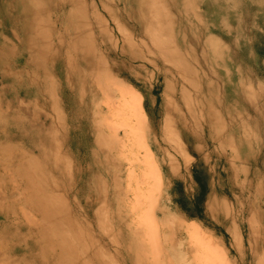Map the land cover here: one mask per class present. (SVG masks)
<instances>
[{"label":"rangeland","instance_id":"374dc122","mask_svg":"<svg viewBox=\"0 0 264 264\" xmlns=\"http://www.w3.org/2000/svg\"><path fill=\"white\" fill-rule=\"evenodd\" d=\"M153 1L170 26L156 40L129 16L127 2L0 0V264H175L167 250L171 246L186 254L185 264H201L203 258L219 264L220 253L230 264H264V0ZM93 13L107 19L106 28L97 25ZM46 46L54 60H47ZM59 49L68 61L66 70L90 63L100 78L101 69L112 75L93 83L96 75L85 70L81 90L73 92L64 86L73 79L59 72ZM86 82L98 93L95 101L106 110L110 133L112 119L117 125L125 116L123 94L131 87L144 99L154 126L150 137L162 151L164 132L179 134L174 114L186 107L217 112L213 138L200 132L201 119L188 118L186 130L199 152L157 155L161 176L150 186L141 166L129 164L132 156L126 150L115 159L120 181H112L88 162L83 151L91 140L88 126L74 121L86 115L81 101L86 100ZM96 83L104 86L102 91ZM105 86L117 89L108 91L112 98ZM227 97L233 122L219 109ZM132 165L136 169L129 177ZM119 185L115 207L108 208L107 199L116 197L113 190ZM150 202L158 212L157 229L139 225L138 215ZM129 230L135 231L132 239L125 235Z\"/></svg>","mask_w":264,"mask_h":264},{"label":"bare ground","instance_id":"6f19581e","mask_svg":"<svg viewBox=\"0 0 264 264\" xmlns=\"http://www.w3.org/2000/svg\"><path fill=\"white\" fill-rule=\"evenodd\" d=\"M117 4L118 3H128L129 4V9L131 12H129V16H131V18L136 22L138 23V26L141 27V29H143V32L146 34V36H148L149 38H152L153 40H156L158 35L160 36L161 33H162V30L164 29H169V25L165 24L166 22H162L163 21V18L157 14V10L155 9V7L153 6L154 4V1L153 0H116ZM95 3V2H94ZM104 3V2H103ZM103 3H99L97 4V6H101L104 11L107 12V14H110V11L106 9L105 5ZM190 4V3H189ZM93 5V3H92ZM75 6V5H74ZM77 6V5H76ZM79 6V5H78ZM172 7H176L175 4L172 2ZM188 4L186 3V6L184 5V7H187ZM85 7V6H84ZM76 8V7H74ZM92 8L94 9V7L92 6ZM81 9V8H80ZM86 9V8H85ZM78 10V8H77ZM76 10V11H77ZM84 10L83 7L81 9V11ZM93 11V10H92ZM87 11L85 10V14ZM97 12V11H96ZM191 13V12H190ZM92 14V13H91ZM90 14V15H91ZM94 14V13H93ZM106 14V15H107ZM172 14V13H171ZM79 16L81 15L78 14ZM96 15V16H95ZM187 15V14H185ZM103 16V15H102ZM101 15L98 16L97 14H94L93 18L95 17V20L97 21V25L101 26V28H106V25L103 26V24L105 23L106 24V20L105 18H103ZM172 16V15H171ZM188 16V15H187ZM84 17V16H83ZM160 17V18H159ZM88 18V17H87ZM103 18V19H102ZM172 18V17H171ZM104 20V21H103ZM80 22V21H79ZM87 22V21H86ZM191 22V21H190ZM171 23V22H170ZM82 22L79 24L81 25ZM91 24L93 23H87L86 25L90 26L91 27ZM95 24V23H94ZM117 25V24H116ZM194 25V24H193ZM77 26V25H76ZM93 26V25H92ZM190 26H191V23H190ZM82 27V26H81ZM120 27V26H119ZM199 27V26H198ZM244 27V26H243ZM64 28V27H63ZM78 28V26H77ZM80 28V27H79ZM84 28V27H83ZM89 28V27H88ZM117 28H118V25H117ZM116 28V29H117ZM120 28H118L119 30ZM250 30V29H249ZM121 31V29L119 30ZM123 31V29H122ZM77 32V31H76ZM125 32V31H124ZM123 32V33H124ZM91 33V32H90ZM121 33V32H120ZM193 33V32H192ZM79 34V33H78ZM77 34V35H78ZM85 34V33H84ZM92 34V33H91ZM80 35V34H79ZM124 35V34H123ZM128 34L126 33L125 36H127ZM73 37L75 36L72 35ZM83 36V35H82ZM82 36L80 35V39H82ZM86 36V34H85ZM122 36V35H121ZM194 36V35H193ZM77 37V36H76ZM74 37L76 40L77 38ZM99 37V36H98ZM85 38V37H84ZM125 38L124 37L123 41H125ZM198 38V37H197ZM102 38H100L101 40ZM126 39L127 42H130L129 41V37H127ZM91 40L90 42H93V39H89ZM120 41H122V38L119 39ZM143 39H141L140 41H142ZM173 40V39H172ZM184 39H182L183 41ZM199 40V38H198ZM160 41V40H158ZM74 42V41H73ZM77 42V41H75ZM78 42H80L78 40ZM89 42V43H90ZM99 42V41H98ZM126 42V41H125ZM144 42V40H143ZM165 42V41H164ZM94 43V42H93ZM172 42H170V45ZM180 44H183L181 42V40L179 41ZM91 44V43H90ZM98 45V44H97ZM89 46V45H88ZM87 46V48H88ZM95 45L92 44V49L95 50L94 48ZM100 46V44H99ZM164 47H169V45L167 43H164L163 45ZM185 46V45H184ZM183 46V47H184ZM187 46V45H186ZM103 47V46H102ZM78 48V47H77ZM81 47L78 48V51H82V48L80 49ZM100 48V47H99ZM163 48V47H162ZM90 48L86 49L87 51V54L91 52V50L89 51ZM186 49V48H185ZM46 50H47V46H46ZM184 50V49H183ZM190 50V49H189ZM192 50V48H191ZM60 51V54H59V57L58 59L56 60V62L58 63H61L60 65V74H65V78H70V79H73V81H71V85H69L68 83H64V86L67 87V89L69 90H72L73 92H79L81 89L78 87V83L79 82H82V78L80 76H82V74L85 76V73L86 72L85 70H87L88 72V75L91 74L90 76H92V73L94 74L95 72L93 71V68H92V65L90 63H85L86 66L85 68H81L77 65L76 69L75 70H66V63H68L66 57H65V54H64V51L62 49H59ZM93 51V50H92ZM150 50L147 51L148 54H150L149 52ZM162 51V50H161ZM178 51V50H177ZM48 52V50H47ZM94 52V51H93ZM179 52V51H178ZM182 52V51H180ZM49 55L47 57V60L48 59H51V60H54L55 59V55L54 57H51V53L48 52ZM82 53V52H81ZM175 53V52H174ZM185 53H187V51H185ZM101 54V53H100ZM154 54V52H153ZM159 54V53H158ZM163 54V53H162ZM182 54V53H181ZM103 55V53H102ZM102 55H100L102 57ZM147 55V54H146ZM161 55V54H160ZM166 55V54H165ZM180 55V54H179ZM177 55V56H179ZM187 55V54H186ZM104 56V55H103ZM164 56V55H163ZM163 56H160V57H163ZM176 56V57H177ZM183 56V54H182ZM188 57H190L189 55H187ZM84 57H87V55H85ZM148 57V56H147ZM151 57V56H150ZM149 57V58H150ZM156 57V56H155ZM175 57V56H174ZM99 57H97L98 59ZM104 58V57H103ZM152 58V57H151ZM158 58V56L156 57ZM183 58V57H182ZM187 58V57H186ZM153 59V58H152ZM150 60V62H153V60ZM161 59V58H160ZM165 59V58H163ZM179 59V58H178ZM100 60V59H99ZM102 60V59H101ZM100 60V61H101ZM105 60V59H103ZM162 60V59H161ZM172 60V59H170ZM169 60V61H170ZM188 60V59H187ZM96 64L98 63V60H96ZM173 61V60H172ZM178 61V60H177ZM180 61H182L180 59ZM185 60L183 59V63H181L183 66V68H186L185 65ZM102 62V61H101ZM179 62V61H178ZM189 62V61H188ZM180 63V62H179ZM109 64V63H108ZM107 64V65H108ZM140 64V63H139ZM150 64V63H149ZM152 64V63H151ZM153 64H155L153 62ZM175 64V63H174ZM190 64V62H189ZM95 65V64H94ZM100 65V63H99ZM104 65V64H102ZM137 65V64H136ZM142 65V64H141ZM144 65V64H143ZM142 65V66H143ZM177 65V64H176ZM192 65V64H191ZM190 65V66H191ZM138 66V65H137ZM146 66V65H144ZM153 66V65H152ZM181 65H179V68H180ZM131 67V66H129ZM128 67V68H129ZM155 67V66H154ZM193 67V65L191 66V68ZM51 67H49L50 69ZM97 69L99 67H96ZM101 68V67H100ZM99 68V69H100ZM127 68V70H128ZM145 68V67H144ZM188 68L190 69V67L188 66ZM98 69V70H99ZM103 69H105L103 67ZM182 69V68H181ZM188 69V72L191 70ZM193 69V68H192ZM51 70V69H50ZM96 70V72L98 71ZM107 70V69H105ZM109 70V69H108ZM134 70V69H133ZM178 70V69H177ZM62 71V72H61ZM99 71H102L103 73L105 72L104 74V79L107 81L108 80V76H110V74L108 75L107 72L109 71H103L102 69L99 70ZM132 71V70H131ZM152 71V70H151ZM192 72H194L193 70H191ZM129 72V71H128ZM135 72V71H134ZM132 71V75L134 73ZM180 72V71H179ZM187 72V73H188ZM98 73V72H97ZM94 74L96 75L95 77L96 78H93V83L94 82H97V79H100L99 81H101V77L100 78V75L98 74ZM102 73V74H103ZM107 73V74H106ZM186 73L185 70L181 73ZM137 74V72H136ZM191 74H195V73H191ZM190 74V75H191ZM87 75V73H86ZM93 75V77H94ZM112 75V74H111ZM152 75V74H151ZM197 75V72L196 74ZM46 76V73L42 72V77H45ZM99 76V78H98ZM106 76H107V79H106ZM179 76V75H178ZM185 76V75H184ZM187 76V75H186ZM185 76V77H186ZM83 77V76H82ZM86 77V76H85ZM134 77V76H133ZM195 77V76H194ZM87 78V77H86ZM139 78V77H138ZM189 78V77H187ZM193 78V77H192ZM200 78V77H199ZM96 80V81H95ZM105 80L102 81L107 83ZM110 83L111 82H114V79L113 81L112 80V77H110ZM117 80V79H115ZM187 80H190V79H187ZM216 80V79H215ZM98 81V83H99ZM193 81V80H192ZM213 81V80H212ZM101 83V82H100ZM99 83V85H100ZM109 83V82H108ZM109 83V84H110ZM118 83V81H117ZM121 83V82H120ZM119 83V84H120ZM252 83V82H250ZM123 84V83H122ZM81 85V84H80ZM97 83H96V87H97ZM98 85V86H99ZM102 85V84H101ZM105 85V84H104ZM108 85V84H106ZM113 85V84H112ZM118 85V84H117ZM110 86V87H109ZM115 86H116V83H115ZM131 86V85H130ZM99 90L102 91L103 88L101 86H99ZM119 87L121 88V86L118 85V87H116L117 89H119ZM124 87V86H123ZM199 87V86H198ZM217 87H218V84H217ZM106 86H105V89L103 90L104 93L106 91ZM108 88H111V84L108 85ZM107 88V94L111 93V92H108V91H112L115 89H110L108 90ZM97 89V88H95ZM117 89H115L117 91ZM122 89V88H121ZM128 89V88H127ZM218 89V88H217ZM119 91V90H118ZM125 90H123L122 94L124 93ZM128 93H124L123 96L127 97L126 100H124V103H126V107H125V113L123 115H125L121 121L117 124V125H114V122H113V119H112V124L110 123V129L108 128V130H112V132H108L106 129H107V126H106V110L105 108H103L102 106H100L95 100L97 97V92L96 90H94V88H92V86H90L88 84V82H86V86H85V92L87 95L86 96V100H83V98L81 99V101L85 102V104L83 106H86V115H84V118H79V116H82L81 115H78V117H75L74 121H77V120H82L84 121V123L88 126V129H89V132H90V137H91V140H90V143L87 144L86 146V149H84V155L88 158V162L90 164H94L95 167H96V171L100 174V175H104L105 173L108 174L109 177H111L112 181H115L117 180V178H119V181H120V177H121V169L120 167H118V164L115 163V159L118 158L117 156L121 157V156H124L126 155L125 154V151L127 150L131 156H132V160H128L129 164H132V163H136V165H140L141 166V172H142V179L143 177H145V181L144 182H147V184L149 183V185L151 186L152 183H158V181L160 180V176H161V170H162V165L158 164L157 161H156V156L157 155H160V154H163L165 155V152H171L175 157H177L178 153L182 154V150L181 149H186V150H193V151H196V152H199L198 151V148L197 146L191 141V136L187 133V130H186V121L187 119L189 118L191 121H197L199 122L198 119H201V124L202 127H198L200 129V132L202 133V135H206V137L208 138H213L212 137V131L216 129L217 127V124H216V121L218 120V117H217V112L214 111L212 108L211 109H207L204 108V107H201V109L198 110V108L195 107V110L191 111L190 107H186L187 111H182L180 109V113L178 114V112L176 114H174L176 117L173 119L174 120V123L176 125L177 128H179V134L176 132H173V131H169V132H164V136H163V140L166 142V147L163 149V151L159 148L158 146V141L156 138L154 139H151L150 137V131L151 129L154 128L153 125H150V122L148 121V116H147V113H146V109H145V105H144V99L142 98V95L134 90L133 88H129V90H127ZM126 91V92H127ZM115 92V91H114ZM101 92H99L100 94ZM102 93V94H104ZM218 93V92H217ZM101 94V95H102ZM122 94H120L122 96ZM112 95L113 93H111V95H108L112 98ZM103 96V95H102ZM107 95L105 96V99L106 97H108ZM184 96V95H183ZM81 96H79V100H80ZM123 98V97H122ZM228 99V100H227ZM78 100V102H79ZM100 100V99H99ZM191 100V99H190ZM101 101V100H100ZM188 101V100H187ZM192 102V100H191ZM231 99L230 98H226L222 103H220L219 105V109L220 111H222L223 113H225V116L226 118L228 119L229 122H233V120L235 119L233 117V114H232V111L231 109H229V111L227 110V107H228V104L231 103ZM121 103V102H120ZM122 104V103H121ZM152 104V103H151ZM196 104V103H195ZM117 105V104H115ZM125 105V104H124ZM191 106V104H189ZM82 106V108H83ZM112 107V105H110ZM123 106V105H122ZM197 106V105H196ZM174 107V106H172ZM71 108L74 110L73 106L70 107V111ZM124 108V107H123ZM77 109V108H75ZM111 109V108H110ZM113 109V108H112ZM121 109V108H120ZM174 109V108H173ZM172 109V110H173ZM176 109V108H175ZM174 109V110H175ZM177 110V109H176ZM124 111V110H123ZM118 112V111H117ZM116 110H115V115L118 116L119 113H117ZM120 112V110H119ZM201 112V113H200ZM75 113V112H74ZM108 113V112H107ZM77 114V113H76ZM111 115V113H109ZM108 114V115H109ZM74 115V114H73ZM201 116L203 118H201ZM113 117V116H112ZM112 117H109V118H112ZM168 119H170L169 117H167ZM170 122V121H169ZM168 124L171 125L172 123L170 122ZM200 123V122H199ZM165 124V123H164ZM216 124V125H215ZM250 124H254L253 123V119L250 120ZM168 125V126H169ZM195 126V125H194ZM196 127V126H195ZM197 128V127H196ZM192 129V128H191ZM120 130H122V132H120ZM191 131V130H190ZM193 131H195L193 129ZM192 132V131H191ZM199 132V133H200ZM195 133V132H194ZM198 133V134H199ZM193 134V132H192ZM179 135V136H178ZM194 135V134H193ZM198 137V136H197ZM200 138V137H199ZM183 139V141H182ZM81 144V143H80ZM82 145V144H81ZM100 146L103 148V152L100 148ZM200 145H198L199 147ZM171 154V157L173 156ZM169 155V154H168ZM167 155V156H168ZM126 157V156H125ZM158 157V156H157ZM130 159V158H129ZM162 160V159H161ZM163 163V162H161ZM128 167V166H127ZM129 168V167H128ZM140 168V167H139ZM173 168V167H172ZM136 167L132 165V167H130L129 169V177L134 174V171H135ZM126 170H128L126 168ZM128 174V172H127ZM132 177V176H131ZM137 180V179H136ZM140 183V182H138ZM141 184V183H140ZM139 184V185H140ZM242 184V183H241ZM260 184V183H259ZM142 185V184H141ZM103 187H104V196L106 195V192L108 191L107 190V184L105 182H103ZM260 187V186H259ZM147 188V187H146ZM120 185L116 188V190H113L114 192H116V197L113 198H108L107 199V207L108 208H114L115 207V200L118 198L117 197V194L120 193ZM149 189H146V191H148ZM243 191V190H242ZM142 192V191H141ZM121 194V193H120ZM143 194H144V189H143ZM224 200V199H223ZM139 201V200H138ZM225 201V200H224ZM221 203V201L219 202ZM224 203V202H223ZM221 203V204H223ZM153 204L152 202H150V206L146 207V210H144V212H146L147 214H144V212L142 211L140 213V215H138V217L140 218V221L141 224H143L145 227L149 228V229H154L157 227V213L155 210H153ZM220 204V205H221ZM226 204V203H225ZM224 204V205H225ZM219 205V206H220ZM223 205V206H224ZM90 206V205H89ZM222 210H224L223 208H221ZM220 209V210H221ZM221 210V211H222ZM227 210H229L227 208ZM226 211V209H225ZM224 211V212H225ZM114 219H117L116 221L118 222L119 220V215L114 217ZM177 228L180 229V225H177ZM157 229V228H156ZM146 230V229H145ZM153 231V230H152ZM156 230H154L153 232H155ZM135 232V231H134ZM134 232L132 231H126L125 232V235L129 238V239H132L133 235H134ZM145 232V231H144ZM151 232V231H150ZM182 233V232H181ZM137 234L139 235L138 231H137ZM145 234H148L149 237H147V239H153V234L151 235L150 233H145ZM158 234V233H156ZM172 235V234H171ZM154 237H155V233H154ZM140 238V237H139ZM159 238V237H157ZM144 239V238H143ZM148 239V240H149ZM171 239H173V236H171ZM142 240V238H141ZM140 241V240H139ZM155 241V239H154ZM159 240H157L156 243H158ZM173 241V240H171ZM143 242V241H142ZM174 242V241H173ZM149 243H152V241H149ZM154 243V242H153ZM139 246H140V242L137 243ZM142 245V243H141ZM151 245V244H150ZM155 245V244H154ZM154 245H151L152 247ZM142 247V246H140ZM159 247V246H157ZM155 248V247H154ZM169 249H167L169 251V254L173 257V260L175 264H177L178 262H181L182 264H185V261L187 260V257L183 254H179L176 249L174 248V246H171V247H168ZM160 249V248H159ZM158 249V250H159ZM177 249H179L177 247ZM154 251V249H153ZM160 251V250H159ZM158 251V252H159ZM124 253L126 254V250L124 249ZM217 253H220V252H217ZM191 254V253H190ZM193 257V255H192ZM199 257L198 259H201L202 257L201 256H197ZM201 257V258H200ZM196 258V257H195ZM195 258L193 257V259L195 260ZM216 258L219 259V261H221L219 264H230L229 263V260H227V256L220 253V254H217L216 255ZM227 258V259H226ZM192 259V258H191ZM204 259V261H203ZM202 261H201V264H217L216 262L212 263V261H206L205 258H203ZM145 264V263H144ZM171 264V263H169ZM186 264H191V262L189 261L188 263ZM262 264V263H261Z\"/></svg>","mask_w":264,"mask_h":264}]
</instances>
